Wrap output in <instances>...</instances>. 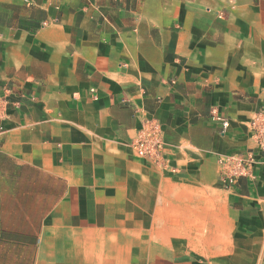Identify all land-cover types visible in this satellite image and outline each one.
I'll use <instances>...</instances> for the list:
<instances>
[{
    "label": "crops",
    "instance_id": "0c3cea01",
    "mask_svg": "<svg viewBox=\"0 0 264 264\" xmlns=\"http://www.w3.org/2000/svg\"><path fill=\"white\" fill-rule=\"evenodd\" d=\"M257 113L264 0H0V264H264ZM207 173L231 226L176 232Z\"/></svg>",
    "mask_w": 264,
    "mask_h": 264
},
{
    "label": "rangeland",
    "instance_id": "374dc122",
    "mask_svg": "<svg viewBox=\"0 0 264 264\" xmlns=\"http://www.w3.org/2000/svg\"><path fill=\"white\" fill-rule=\"evenodd\" d=\"M202 180L204 182L201 186L194 185V180H192L190 184L185 183V186L175 188L174 194L176 196L183 195L186 200L181 201L178 210L173 208V205L178 204L177 202L173 203L172 199H166L168 202L170 201L168 203V206H170L168 215L170 221L174 223L176 232L199 230L203 233L207 230H216L222 225L225 227L231 226L228 217L225 216L219 206L220 198L216 191V184L219 182L211 178L209 173ZM166 209L168 208L166 207ZM168 215L165 214V216L159 217L158 223L160 224L163 219L167 222L166 217H169ZM153 225H156L155 222Z\"/></svg>",
    "mask_w": 264,
    "mask_h": 264
},
{
    "label": "built area",
    "instance_id": "2783aa9c",
    "mask_svg": "<svg viewBox=\"0 0 264 264\" xmlns=\"http://www.w3.org/2000/svg\"><path fill=\"white\" fill-rule=\"evenodd\" d=\"M226 126V124H225ZM251 130L253 137L259 146L264 145V114L257 113L251 122ZM164 145L163 132L160 125L155 120L145 121L142 128L133 138L131 148L136 157L140 159L155 161L162 151ZM249 154H241L231 156L229 160L221 161L220 165L223 169H227L228 173L222 171L221 180L225 183L232 182L240 176H243L254 162ZM231 166L230 168H226Z\"/></svg>",
    "mask_w": 264,
    "mask_h": 264
}]
</instances>
